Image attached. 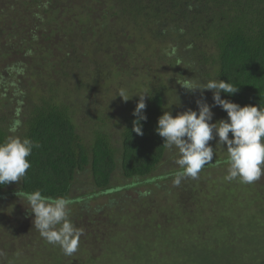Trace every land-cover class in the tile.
I'll list each match as a JSON object with an SVG mask.
<instances>
[{"label": "trees", "instance_id": "16d2710c", "mask_svg": "<svg viewBox=\"0 0 264 264\" xmlns=\"http://www.w3.org/2000/svg\"><path fill=\"white\" fill-rule=\"evenodd\" d=\"M58 35L64 37L54 43ZM91 53L109 58V64H98L94 81L104 80V68L111 75L120 56L127 63L160 56L161 63L179 68V76L197 83L218 78L239 88L233 95L222 92V99L264 107V0H0V62L21 56L31 60L13 62L10 81L16 93L12 99L0 85V102H5L4 109L15 106L14 116L21 117L15 120L19 136L40 145L27 157L31 167L19 190H40L78 203L81 198H71L72 187L76 176L86 171L96 190L110 189L118 163L105 123L86 143L77 133L71 107L59 102L61 94V99L70 95L64 80L87 70L78 57L90 61ZM47 64L52 75L45 81L41 71ZM36 69L40 95L27 88L28 80L36 79ZM24 71L29 74L21 81L17 75ZM78 86L84 87L81 80ZM61 87L63 93L58 92ZM165 91L162 87L145 101L142 136L132 131L136 105L125 119L119 158L126 180L147 178L165 156L163 139L155 132L158 118L172 105L166 104ZM207 93L211 103L212 92ZM216 110L218 121L227 118L221 108ZM10 126L0 125V141L10 134ZM11 185H0V199Z\"/></svg>", "mask_w": 264, "mask_h": 264}, {"label": "rangeland", "instance_id": "374dc122", "mask_svg": "<svg viewBox=\"0 0 264 264\" xmlns=\"http://www.w3.org/2000/svg\"><path fill=\"white\" fill-rule=\"evenodd\" d=\"M62 37L56 36L54 43ZM26 57V61L21 56L0 62V85L12 99L16 92L10 81L11 67L15 61L31 62ZM89 57L90 61L78 57L87 70L85 74L79 72V76L84 75L80 79L75 73L64 80L70 95L61 99V94L59 102L71 107L77 133L86 143L93 140L100 123H105L118 163L110 189L105 193L96 190L88 171L76 176L71 198L81 201L72 203L69 219L83 230V235L78 250L67 256L35 230L27 202L15 195L20 182H13L0 199V264H264V176L251 184L238 179L227 181V152L216 146L215 140L210 141L214 161L197 178H185L179 186L173 184L178 171L175 150L167 149L162 162L145 179L126 180L121 172L122 130L129 110L138 103L139 97L134 95L146 94V101L166 87V104H172L167 111L175 117L189 108L196 110L200 91L183 89L177 82L185 78L175 74L179 68L161 63L160 56L149 61L130 59L128 63L120 56L111 75L108 68L102 70L105 78L100 82L91 78L98 64H109V58L104 53H91ZM49 67L44 65L41 71L45 81L52 75ZM38 69L35 81L29 79L27 88L40 95L43 89L37 84L41 76ZM28 74L24 71L17 76L26 81ZM80 80L84 87L78 86ZM22 88L19 86V90ZM122 88L128 101L115 98ZM58 92L63 93V88ZM203 95L208 100L207 91ZM4 103L0 102V118H4L0 125L8 127L21 117L14 116L15 106L4 109ZM216 109H212L213 122L218 121ZM144 192L150 195L141 196Z\"/></svg>", "mask_w": 264, "mask_h": 264}, {"label": "clouds", "instance_id": "9594fccd", "mask_svg": "<svg viewBox=\"0 0 264 264\" xmlns=\"http://www.w3.org/2000/svg\"><path fill=\"white\" fill-rule=\"evenodd\" d=\"M177 83L183 89L200 91L201 97L195 101L196 110L189 108L177 113L175 117L171 111H165L157 120L155 132L163 139V147L177 153L175 164L178 171L173 184L179 186L185 178H197L201 170L214 161L215 151L210 144L213 140L216 141V146L227 152V159L224 161L227 166V181L238 179L241 183L251 184L264 176V107L240 106L222 99V92L233 95L239 88L218 78L204 83L185 78ZM205 91L212 92V104L204 97ZM117 96L124 101L129 100L127 91L123 88L117 91L115 98ZM134 96L139 97L133 112L138 119L133 121L132 131L142 136L140 121L147 119L143 115L146 94ZM215 107L226 112L227 118L213 122L212 109ZM18 127V123L13 122L8 129L10 134L0 141L2 186L20 182L31 167L27 157L31 156L34 148L40 147L38 142L30 138L15 135ZM15 195L27 202L29 213L34 216L33 227L47 243L59 246L67 256L78 250L83 230L76 228L69 219L73 203L70 198L45 196L40 190H19ZM140 195L147 196L150 193Z\"/></svg>", "mask_w": 264, "mask_h": 264}]
</instances>
